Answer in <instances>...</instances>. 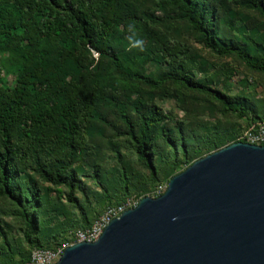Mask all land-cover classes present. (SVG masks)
I'll return each instance as SVG.
<instances>
[{
  "label": "trees",
  "instance_id": "16d2710c",
  "mask_svg": "<svg viewBox=\"0 0 264 264\" xmlns=\"http://www.w3.org/2000/svg\"><path fill=\"white\" fill-rule=\"evenodd\" d=\"M156 5L187 20L216 55L237 56L264 73L262 53L251 55L221 38L214 24L216 6L210 0H159ZM247 5L264 16V0H248ZM157 23L164 21L132 0H0V196L15 199L17 194V202L30 196L37 201L31 171L52 182V173L68 170L81 151L92 149L87 124L101 116L108 102L129 126L140 159L156 175L146 147L153 144L157 126L167 117L141 95L137 103L146 113L140 116L139 140L122 109L127 92L134 93L141 85L177 100L180 94L170 84L205 94L225 112L248 117L245 130L264 122L222 92L196 81L190 65L195 50L176 39L172 27L157 30L153 25ZM149 64L161 66L157 74L147 73ZM9 75L14 77L11 88L5 86ZM242 141L238 135L232 144ZM40 208L37 203L33 209ZM28 215L24 216L30 239L39 227ZM54 248L34 243L22 264H30L35 250Z\"/></svg>",
  "mask_w": 264,
  "mask_h": 264
},
{
  "label": "rangeland",
  "instance_id": "374dc122",
  "mask_svg": "<svg viewBox=\"0 0 264 264\" xmlns=\"http://www.w3.org/2000/svg\"><path fill=\"white\" fill-rule=\"evenodd\" d=\"M132 1L142 11H152L164 21L153 24L157 30L172 27L176 39L195 50L190 65L196 81L222 92L250 114L264 118L263 72L251 69L237 56L213 53L187 20L158 9L159 0ZM210 2L216 6L214 24L221 38L251 55H264V16L249 9L248 0ZM146 68L148 74L155 75L161 66L149 64ZM5 78V86L13 87L14 77ZM169 87L179 92L178 100L164 97L161 91L149 92L141 85L134 93L127 92L128 100L122 106L139 140L140 116L146 113L137 103L141 95L167 117L157 126L153 144L146 147L156 175L140 159L137 142L114 103H106L101 116L86 127L92 149L81 151L68 170L52 173V182L31 171L38 187L37 201L30 196L27 201L17 202V194L15 199L0 196V264H22L30 257L34 243L49 248L73 245L74 235L106 208L127 199L140 202L146 197L155 198L157 188H167L172 178L231 145L245 130L248 117L225 112L220 103L205 94L174 84ZM37 203L39 211L33 209ZM27 213L39 227L30 239L24 216Z\"/></svg>",
  "mask_w": 264,
  "mask_h": 264
},
{
  "label": "water",
  "instance_id": "95a60500",
  "mask_svg": "<svg viewBox=\"0 0 264 264\" xmlns=\"http://www.w3.org/2000/svg\"><path fill=\"white\" fill-rule=\"evenodd\" d=\"M57 264H264V146L196 161Z\"/></svg>",
  "mask_w": 264,
  "mask_h": 264
},
{
  "label": "built area",
  "instance_id": "2783aa9c",
  "mask_svg": "<svg viewBox=\"0 0 264 264\" xmlns=\"http://www.w3.org/2000/svg\"><path fill=\"white\" fill-rule=\"evenodd\" d=\"M240 138L243 140L242 143L255 146H264V122L252 129L245 130L240 134ZM166 190V187H159L156 195L160 197L166 192ZM138 204L139 202H136L132 199H127L120 205L109 206L105 212L97 218L92 226L85 230H80L74 235L75 243H73V245L77 243H92L98 241L107 226L113 220L119 218L126 211L136 208ZM70 246L68 245L56 247L54 249L35 250L32 253L30 264H57L62 258L65 250Z\"/></svg>",
  "mask_w": 264,
  "mask_h": 264
}]
</instances>
